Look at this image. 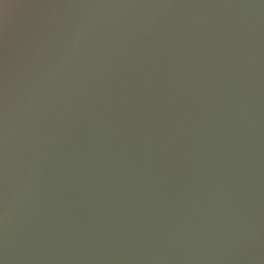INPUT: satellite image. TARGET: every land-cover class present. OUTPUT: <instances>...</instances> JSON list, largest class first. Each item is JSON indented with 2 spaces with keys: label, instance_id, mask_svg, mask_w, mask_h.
I'll use <instances>...</instances> for the list:
<instances>
[{
  "label": "water",
  "instance_id": "obj_1",
  "mask_svg": "<svg viewBox=\"0 0 264 264\" xmlns=\"http://www.w3.org/2000/svg\"><path fill=\"white\" fill-rule=\"evenodd\" d=\"M0 264H264V0H0Z\"/></svg>",
  "mask_w": 264,
  "mask_h": 264
}]
</instances>
